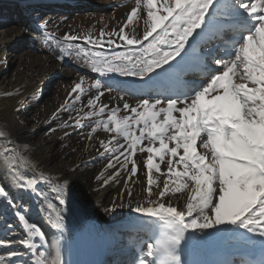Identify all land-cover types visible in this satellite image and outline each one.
I'll list each match as a JSON object with an SVG mask.
<instances>
[{
	"label": "snow or ice",
	"instance_id": "1",
	"mask_svg": "<svg viewBox=\"0 0 264 264\" xmlns=\"http://www.w3.org/2000/svg\"><path fill=\"white\" fill-rule=\"evenodd\" d=\"M125 7L130 10L116 27L101 22L96 31L64 36L66 41L79 40L89 46L74 45L82 54L78 58L92 72L101 77L115 73L133 78L118 82L121 87L113 97L119 102L117 107L109 109L108 103L101 102L105 89L113 91L110 84L95 78L85 87L89 78L81 74L72 82L69 98L47 120L51 126L44 136L62 131L61 147H68L64 141L72 135L68 129H73L88 141L85 150L95 149L106 160L96 182L106 187L122 181L129 202L117 205L114 198L111 206L103 208L105 213L128 207L133 213L162 222L156 225L153 241L146 249L141 247L136 264H188L182 260L186 244L228 231L244 230L264 245V0H130ZM35 26L39 36L45 37L49 22L37 20ZM21 32L31 34L26 26H21ZM210 40L222 42L223 55L209 52L207 57L218 66L215 69L204 63V57L190 54L198 41ZM61 53L56 57L60 62L71 55L63 48ZM6 63V58L0 61L4 66ZM190 71H200L203 79L185 81L183 76ZM16 94H21L19 89ZM84 95L89 96L86 104L82 103ZM14 111L18 116L24 112L23 102ZM64 112L67 119L61 115ZM85 119L91 123H83ZM19 123L26 127L24 121ZM85 128L90 131L85 133ZM101 128L109 138L94 135ZM11 144L9 139L5 145L3 178L14 190L34 195L51 228L62 234L69 180L60 182L59 177L46 175L34 165L29 178L21 170L28 166V160L12 155ZM137 153L147 154L146 158L137 157ZM141 160L143 166L138 168ZM78 167L71 171L75 173ZM138 171L146 174L147 206L131 204L129 181ZM161 176L163 187L157 195L152 186L159 187ZM38 180L48 184L56 181L51 191L56 193L58 204L37 189ZM169 193L186 194L183 210L166 206L163 198ZM154 195L156 199H152ZM0 204L18 218L23 233L8 224L9 238L0 240V247L13 249L20 244L25 249L0 254V264H29L25 258L29 255L37 257L31 264H49L47 236L27 218L30 209L22 212L23 206L2 182ZM209 229L215 231H206ZM190 230L198 235L188 236ZM59 244L57 240L50 264H67Z\"/></svg>",
	"mask_w": 264,
	"mask_h": 264
},
{
	"label": "bare ground",
	"instance_id": "2",
	"mask_svg": "<svg viewBox=\"0 0 264 264\" xmlns=\"http://www.w3.org/2000/svg\"><path fill=\"white\" fill-rule=\"evenodd\" d=\"M129 4L130 0H0V61L5 58L7 61L6 66L0 64V182L8 189L9 195L23 206L22 212L25 208L30 209L27 218L47 236L49 264L55 253L57 240L60 242L62 259L67 264H136V253H141V247L146 249L147 243L153 241L157 233L156 225L162 223L155 217L145 218L142 214L133 213L128 207H117L112 213H105L103 208L111 206L114 198L117 205L129 202V197L123 192L122 181L106 187H100L96 182L95 176L103 170L106 160L95 149L85 150L84 146L88 141L73 129H68L72 135L64 141L68 147H61L62 131L49 137L44 136L51 126L46 123L47 120L69 98L72 82L78 80L81 74L89 78L85 87H89L95 78L110 84L113 91L109 93L105 89L101 102L108 103L109 109L117 107L119 102L113 97L117 96L116 90L121 87L118 82L133 78L120 77L115 73H107L101 77L99 73L92 72L78 58L82 54L74 47L76 44L85 48L89 46L79 40L66 41L64 36L66 33L96 31L101 22L106 23L109 28L116 27L118 22L125 19L130 10L125 6ZM47 10L49 11L46 12ZM14 17L22 24L14 23L11 20ZM37 20L49 22L46 38L39 36L35 26ZM57 24L59 27H56ZM21 26L28 27L31 34H22ZM221 46L220 40H210L207 43L198 41L195 51L190 50V54L204 57V63L215 69L218 66L207 57L209 52L217 57L223 55ZM61 48L66 53H71L63 62L56 58L62 54ZM183 79L201 81L203 76L200 71H190ZM18 89L21 93L19 95L16 94ZM92 94H95V90H92ZM88 98V95H84L82 103L86 104ZM20 102H23L25 111L18 116L14 109ZM80 106L77 103L76 107ZM119 107L120 114H123L122 104ZM61 115L64 119L68 117L67 112ZM175 115L178 116V113ZM19 121H24L26 127H21ZM54 123L58 125L59 121ZM83 123L90 124L91 121L85 119ZM83 131L86 133L90 128ZM94 135L105 139L110 136L102 128ZM9 139L12 141V155L20 154L28 160V166H22L21 170L29 178L33 175L30 166L34 165L46 175L59 177L60 182L64 178L69 180L70 190H65L64 193L67 203L64 206L66 219L62 234L51 228L46 213L39 210L34 195L14 190L9 187V181L3 178L5 145ZM94 143L98 148V140ZM146 155L137 153V157L146 158ZM77 165L78 170L73 173L71 169ZM142 166L141 160L138 168ZM161 168L166 171L164 165ZM163 179L161 176L157 181L159 187L152 186V191L157 195L163 187ZM55 183L56 181L48 184L38 180L36 187L45 192L49 200L58 204L56 193L51 191ZM129 187L133 191L132 206L137 203L147 206V193L144 191L148 187L146 174L138 171L137 177L129 181ZM152 199H156V196ZM163 202L166 206L171 204L178 210H183L187 196L185 193H169L163 198ZM5 208L6 205L0 204V216L3 217L0 219V240L9 238L11 230L7 228L8 224L15 225L16 231L23 234L18 218L10 210L5 211ZM217 227L232 228L231 225ZM206 231L214 232L215 229ZM187 235L196 236L198 233L190 230ZM259 241V237H249L244 230L222 232L214 238L190 241L183 248L182 260L188 264H261L264 263V245ZM10 250L25 251L22 245L16 244L13 249L0 247V254H6ZM25 258L31 264L37 257L29 255Z\"/></svg>",
	"mask_w": 264,
	"mask_h": 264
},
{
	"label": "rangeland",
	"instance_id": "3",
	"mask_svg": "<svg viewBox=\"0 0 264 264\" xmlns=\"http://www.w3.org/2000/svg\"><path fill=\"white\" fill-rule=\"evenodd\" d=\"M48 11H49V10H47L46 12H48ZM46 14H49V13H46ZM11 20H12L14 23H20V24H22V22H19V19H17L16 17H14L13 19L11 18ZM45 249H48L47 244L45 245ZM140 256H141V253L138 252V253H136L134 259L136 260V258H138V257H140Z\"/></svg>",
	"mask_w": 264,
	"mask_h": 264
}]
</instances>
